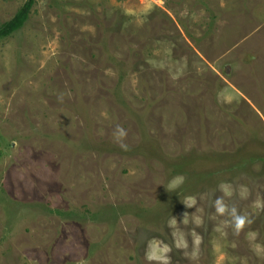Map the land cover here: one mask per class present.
Masks as SVG:
<instances>
[{
    "label": "rangeland",
    "instance_id": "1",
    "mask_svg": "<svg viewBox=\"0 0 264 264\" xmlns=\"http://www.w3.org/2000/svg\"><path fill=\"white\" fill-rule=\"evenodd\" d=\"M153 240L264 264V0H37L0 38V264H163Z\"/></svg>",
    "mask_w": 264,
    "mask_h": 264
},
{
    "label": "clouds",
    "instance_id": "2",
    "mask_svg": "<svg viewBox=\"0 0 264 264\" xmlns=\"http://www.w3.org/2000/svg\"><path fill=\"white\" fill-rule=\"evenodd\" d=\"M126 135V132L124 131V129L122 128H118L117 130V138L121 139ZM121 148L124 150L128 149V146L126 144L121 143ZM184 182V177L182 175H177L175 177L172 178V180L169 182L167 188L169 190H174L176 188H178L181 184H183ZM224 188V191L228 194H231V190L228 186H222ZM241 196L242 197H246L247 196V190L244 189L241 191ZM194 201L192 204H188L185 203L188 207H192L194 206ZM216 211L220 214H224L226 212V206L225 204L222 202V200H217L216 201ZM257 207H260L259 202H257ZM231 215L233 217L234 223H235V230L237 232H239L240 230H242L245 227L246 222L247 223H251V220H249L246 216H241L238 215L236 212V209L233 208L231 211ZM187 222V220L185 219V223ZM199 220L197 219L196 223L199 224ZM173 225L176 223L175 218L172 220L171 222ZM196 243L199 244V238H196ZM177 245L178 246H183L185 245V241H184V237L183 234H179L178 236V240H177ZM258 251H260V249H257ZM169 251V248L165 245L164 247L160 246L159 241L153 240L149 243V248L148 251L146 253L147 255V259L149 261H162L163 264H167L168 258L165 255L167 252Z\"/></svg>",
    "mask_w": 264,
    "mask_h": 264
},
{
    "label": "trees",
    "instance_id": "3",
    "mask_svg": "<svg viewBox=\"0 0 264 264\" xmlns=\"http://www.w3.org/2000/svg\"><path fill=\"white\" fill-rule=\"evenodd\" d=\"M37 0H28L19 13L0 29V38L8 37L14 32L20 30L28 21L33 7Z\"/></svg>",
    "mask_w": 264,
    "mask_h": 264
}]
</instances>
